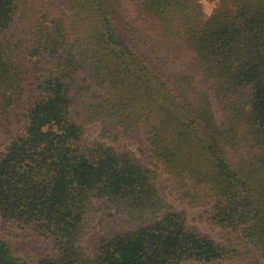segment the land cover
<instances>
[{
  "label": "trees",
  "instance_id": "1",
  "mask_svg": "<svg viewBox=\"0 0 264 264\" xmlns=\"http://www.w3.org/2000/svg\"><path fill=\"white\" fill-rule=\"evenodd\" d=\"M202 1L0 0V116L24 119L0 154V220L46 243L36 264H264V0H221L209 17ZM19 16L41 67L29 107L33 75L5 38ZM99 121L107 139L144 133L168 186L209 209L223 243L188 225L155 169L84 140ZM95 199L136 227H108L89 255ZM0 264L30 263L0 238Z\"/></svg>",
  "mask_w": 264,
  "mask_h": 264
},
{
  "label": "rangeland",
  "instance_id": "2",
  "mask_svg": "<svg viewBox=\"0 0 264 264\" xmlns=\"http://www.w3.org/2000/svg\"><path fill=\"white\" fill-rule=\"evenodd\" d=\"M221 0H203L201 2L202 12L205 17H209L218 8ZM5 38L13 39L15 45L19 46L20 60L24 66L29 69L33 78L27 82L25 89L24 104L29 107L34 101L36 86L41 70L39 61L29 57V36L27 26L21 22V17H17L13 28L5 35ZM161 104L166 108L177 112L171 98L162 90L157 91ZM102 92L95 90L91 99L99 98ZM106 124L103 121L88 125L85 130L84 140L100 141L112 148L123 149L132 152L146 167L155 169L162 177L160 185L161 192L167 197L169 203L176 211L185 212L187 215L188 225L192 228L208 235L213 240L223 243V234L220 228L213 226L208 222V208H191L188 204L174 193L168 186L166 177L160 170L156 161L151 157L148 143L144 133L135 136H126L122 133L117 134V139H107L102 136ZM24 127V119L21 113L13 111L11 121L4 125L0 116V154L6 152L11 142ZM93 206L96 209L91 216V233L90 237L85 240L84 247L89 255L92 254L95 242L106 234L108 227H123L125 229H134L136 226H129L125 217L116 214L108 200H93ZM0 238L5 240L12 249L15 258L30 264H36L43 256L52 255V251L47 250L46 243L37 238L30 229L20 228L18 226L6 225L0 220ZM254 258V257H253ZM251 261V259H249ZM185 264H195L188 262ZM227 264H248L243 259H237Z\"/></svg>",
  "mask_w": 264,
  "mask_h": 264
}]
</instances>
